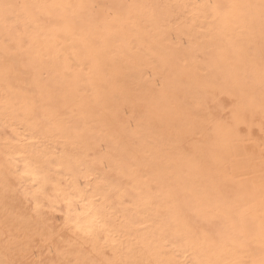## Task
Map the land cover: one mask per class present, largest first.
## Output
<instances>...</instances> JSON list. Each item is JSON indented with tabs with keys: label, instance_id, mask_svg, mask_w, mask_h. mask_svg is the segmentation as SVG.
Returning a JSON list of instances; mask_svg holds the SVG:
<instances>
[{
	"label": "clouds",
	"instance_id": "1",
	"mask_svg": "<svg viewBox=\"0 0 264 264\" xmlns=\"http://www.w3.org/2000/svg\"><path fill=\"white\" fill-rule=\"evenodd\" d=\"M0 264H264V0H0Z\"/></svg>",
	"mask_w": 264,
	"mask_h": 264
}]
</instances>
